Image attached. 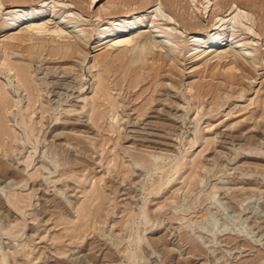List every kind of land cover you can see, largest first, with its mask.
I'll list each match as a JSON object with an SVG mask.
<instances>
[{
  "label": "rangeland",
  "instance_id": "obj_1",
  "mask_svg": "<svg viewBox=\"0 0 264 264\" xmlns=\"http://www.w3.org/2000/svg\"><path fill=\"white\" fill-rule=\"evenodd\" d=\"M11 1L0 0V264H264V0L206 12L204 0H158L179 38L147 62L95 47L98 24L146 0H47L87 23L69 56L52 47L74 38L11 43ZM229 2L249 13L235 29L255 50L191 59L186 41Z\"/></svg>",
  "mask_w": 264,
  "mask_h": 264
},
{
  "label": "bare ground",
  "instance_id": "obj_2",
  "mask_svg": "<svg viewBox=\"0 0 264 264\" xmlns=\"http://www.w3.org/2000/svg\"><path fill=\"white\" fill-rule=\"evenodd\" d=\"M26 1L28 0H12L13 9L5 15L1 23L2 31L14 30L7 36L11 43L16 40L20 43L32 42V40L54 43L74 38L76 42L73 48L67 45L64 46V49L68 50L67 52H63L62 47H52V50L56 53L61 52L65 56H69L70 52H75L76 49L79 53H82V47L86 46V43H82L79 32L83 29L75 28L77 26H87V23L78 19V14L74 9H71V7L58 8L59 3H54L56 0L51 4V1L38 0V5L34 6ZM95 1L87 0L85 8L90 9ZM153 1L155 3L146 0L145 5L127 7L125 10L119 11L120 14L122 13L121 15L114 14L116 13L114 11L109 14L110 17L106 22L98 24L96 33L99 34L101 40L96 41L95 47L99 49L108 46L109 49L121 50L123 54L129 53L131 62H147V55L153 53L157 48L171 52L174 41L179 38L178 32L172 26L175 19L169 12L164 10L158 0ZM212 5V0H204L201 8L206 12L212 8ZM149 8H151L150 11L148 10L149 15L142 16L141 12ZM105 10L102 5L92 15L99 19L101 11L105 12ZM248 14L247 11L239 8L237 4L229 2L223 13L213 14L214 17L209 26L199 29L196 34H193L186 41V52L189 57L198 59L211 56V58L221 60L227 57L230 52H236L235 50H243L242 54L246 57L245 53L255 50L252 40L249 37H241L240 34H237L235 28L242 21L241 19L248 17ZM195 25L194 22H190L189 27ZM16 29L18 32H15ZM245 29L252 32L253 35H257L250 27ZM262 32L264 34V27ZM226 38H229L228 44L231 49L227 51L221 50L217 46L224 42L223 40ZM3 40L5 41V39ZM70 49L71 51H69ZM169 57L172 60L174 59L172 54ZM230 62L237 64L240 61L235 57ZM235 67L234 65L233 68ZM65 70L66 68L63 69V71Z\"/></svg>",
  "mask_w": 264,
  "mask_h": 264
}]
</instances>
